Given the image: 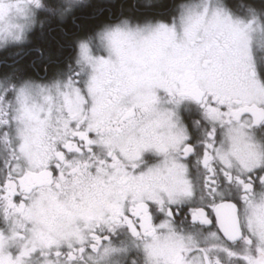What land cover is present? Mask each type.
Returning a JSON list of instances; mask_svg holds the SVG:
<instances>
[{
	"label": "snow or ice",
	"instance_id": "snow-or-ice-1",
	"mask_svg": "<svg viewBox=\"0 0 264 264\" xmlns=\"http://www.w3.org/2000/svg\"><path fill=\"white\" fill-rule=\"evenodd\" d=\"M0 264H264V0H0Z\"/></svg>",
	"mask_w": 264,
	"mask_h": 264
},
{
	"label": "trees",
	"instance_id": "trees-1",
	"mask_svg": "<svg viewBox=\"0 0 264 264\" xmlns=\"http://www.w3.org/2000/svg\"><path fill=\"white\" fill-rule=\"evenodd\" d=\"M90 3L95 4L96 0H90ZM93 12L92 8H87L84 12L80 15V19L78 21L79 24L82 26H88L92 23L91 14ZM71 27V24H69ZM59 42H62V36L59 32L53 33L51 36H46L44 39H40L38 36L34 39V46H44L48 47L51 46L55 49Z\"/></svg>",
	"mask_w": 264,
	"mask_h": 264
}]
</instances>
